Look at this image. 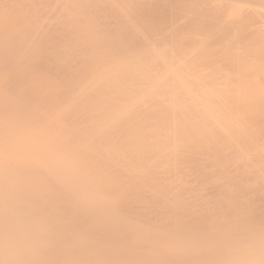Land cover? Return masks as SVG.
Returning <instances> with one entry per match:
<instances>
[{"label":"bare ground","instance_id":"6f19581e","mask_svg":"<svg viewBox=\"0 0 264 264\" xmlns=\"http://www.w3.org/2000/svg\"><path fill=\"white\" fill-rule=\"evenodd\" d=\"M0 264H264V0H0Z\"/></svg>","mask_w":264,"mask_h":264}]
</instances>
